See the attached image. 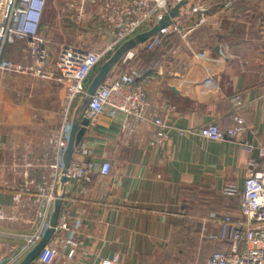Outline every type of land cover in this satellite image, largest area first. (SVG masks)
Wrapping results in <instances>:
<instances>
[{
    "label": "crops",
    "instance_id": "obj_1",
    "mask_svg": "<svg viewBox=\"0 0 264 264\" xmlns=\"http://www.w3.org/2000/svg\"><path fill=\"white\" fill-rule=\"evenodd\" d=\"M67 1L58 6L47 0L43 14L41 32L54 58L63 48L80 58L108 48L113 35L100 28L103 10L87 8L78 18ZM203 1L209 7L207 22L197 25L200 13L182 10L177 18L181 32L167 35L154 51L139 45L131 60L118 62L108 74L106 82L129 68L149 76L146 115L164 119L172 127L171 135L154 146V124L124 113L112 116L109 109L89 125L72 159L85 158L98 165L108 161L112 169L107 175L93 174L88 182L65 184L60 219L66 215L70 225L82 221L76 234L79 246L69 257V247L62 241L69 232L57 228L48 242L60 250L52 264H100L115 256L119 258L115 264H171L184 257L188 264H205L214 253L231 250L232 230L204 218L212 212L240 217L247 170L252 161L264 167V157L259 154L258 161L253 155L255 149L264 152V0H240L231 6H226L227 0H191ZM46 87L49 93L42 98L32 94L26 102L0 98V126L12 128L0 133L4 142L0 203L10 217L0 221V258L25 246L41 225L35 192L51 179L53 138L68 93L62 84L53 90ZM235 94L246 101L241 111L247 126L244 133L222 140L200 136L196 130L207 123L214 122L221 130L235 125L230 100ZM78 106L72 108L70 125ZM82 149L87 153L82 154ZM228 184L239 192L225 194ZM49 229L50 221L32 250ZM28 264L42 263L38 256Z\"/></svg>",
    "mask_w": 264,
    "mask_h": 264
},
{
    "label": "built area",
    "instance_id": "obj_2",
    "mask_svg": "<svg viewBox=\"0 0 264 264\" xmlns=\"http://www.w3.org/2000/svg\"><path fill=\"white\" fill-rule=\"evenodd\" d=\"M182 0H68L67 7L77 10L78 18L87 8H100L103 10L101 20L102 30L110 31L113 35L111 44L101 52H88L81 58L75 53L64 48L56 58L57 65L54 70L48 69V60L51 50L49 43L41 32L43 14L47 0H0V77L4 73L18 75L38 76L54 79L67 87V105L63 112V119L53 138L54 160L50 164L51 179L39 184L36 188L37 202L41 205V225L36 233L28 239V243L19 250L10 251L0 258V264H18L23 257L31 252L38 243L43 230L50 221L58 198V188L64 169V153L70 135L71 111L74 106L81 104L87 95V88L91 80L89 76L92 71L105 61L122 43L140 33L145 26L154 25L164 14L170 12L171 8ZM238 0H227L226 6L233 5ZM209 7L205 1L195 3L191 12L200 13L197 25L207 22L210 18L207 15ZM216 19V17H214ZM218 25V20H215ZM264 35V24L261 26ZM181 32V25L177 19L169 26L163 28L159 33L152 35L141 46L147 51L156 50L161 44L164 36ZM25 41L28 44L29 52L24 62H15L5 57V51L9 45H15ZM135 55L134 50L128 51L122 62L127 63ZM52 57V54H51ZM56 70V71H55ZM150 80L136 68H129L112 82L104 81L89 98L85 109V115L89 118L90 124L94 125L99 120L105 109L114 116L124 113L139 121H150L156 126L151 144L161 145L170 138L171 126L162 118H149L146 115L150 107L149 93L146 84ZM233 104V121L235 125L226 130H221L218 124L211 122L201 126L197 133L207 139L222 140L225 137H237L246 130V121L241 113L246 106V101L240 94L232 95L230 98ZM0 139V148L4 146ZM244 145L253 150L249 143ZM82 154L87 150L82 149ZM260 155L264 157V152ZM112 169V164L104 161L98 165L92 160L85 158L71 161L67 170V176L71 181L88 182L93 174L107 175ZM7 174V168L3 167ZM66 182V183H67ZM5 180V184H9ZM26 190L30 188L27 186ZM223 192L234 195L239 192L234 185H226ZM65 199V193L63 201ZM5 213L3 204L0 203V221L9 219ZM204 221H212L222 226H228L232 230V247L230 251L214 253L205 264H264V167L258 168L255 161H252L246 174L244 188L242 191L241 217L234 219L231 215L212 212ZM80 219L75 220L73 225L68 223V217L64 215L57 228L67 230L68 236L63 243L69 247L68 256L73 257L79 246L76 241V234L81 226ZM56 228V229H57ZM35 244V245H34ZM60 250L46 244L40 251L39 261L42 264H52L59 256ZM118 256L106 258L100 264H115Z\"/></svg>",
    "mask_w": 264,
    "mask_h": 264
},
{
    "label": "water",
    "instance_id": "obj_3",
    "mask_svg": "<svg viewBox=\"0 0 264 264\" xmlns=\"http://www.w3.org/2000/svg\"><path fill=\"white\" fill-rule=\"evenodd\" d=\"M195 6L194 2L191 0H182L173 6L169 13L164 14L151 28L138 33L133 38L122 43L99 67L97 74L91 79L88 88L87 95L82 100L81 104L77 107L76 116L72 122L70 135L68 139V144L64 153V169L63 176L61 179V185L58 188V198L54 205V210L50 219V229L46 237L27 255V257L21 262V264H28L30 261L34 260L39 256L41 249L48 244L49 239L54 234L61 216V209L63 204V197L65 193V184L69 180L67 176V170L71 164L74 152L76 148L81 143L87 128L90 125V120L87 116H84L85 109L89 103V98L95 93L97 88L106 80L108 74L111 72L113 67L121 61L123 56L139 45L145 43L152 35L159 33L163 28L171 25L177 18L181 16V11L184 13L191 12L192 8ZM215 50L221 53L220 47L215 48ZM260 150H254V157L256 160L259 158Z\"/></svg>",
    "mask_w": 264,
    "mask_h": 264
},
{
    "label": "rangeland",
    "instance_id": "obj_4",
    "mask_svg": "<svg viewBox=\"0 0 264 264\" xmlns=\"http://www.w3.org/2000/svg\"><path fill=\"white\" fill-rule=\"evenodd\" d=\"M56 5L61 6L62 0H53ZM57 7V6H56ZM21 43H17L13 47V51L10 52V46L9 45L5 51V57L8 59H12L15 62H24L28 52H29V47L27 42L25 41H20ZM104 61L103 59L101 62ZM57 60L54 58V55L50 54V59L48 60V69L54 70L56 68ZM101 65V64H100ZM0 84H2L1 87V96L0 98L8 100V101H13L17 102L23 101L26 102L28 99H32L33 97H39L42 98L45 96L44 94L49 93L50 90L46 86H50L52 90L54 89L53 86H59L62 83L54 80V79H48V78H42L38 76H27V75H18L14 73H4L0 77ZM63 85V84H62ZM21 90L18 92L17 90ZM47 89V90H46ZM52 92V91H51ZM32 94L34 95L32 97ZM31 95V97H30ZM13 129H17L16 127H13ZM7 131L11 132L12 128L7 130L5 127L0 126V133H6ZM230 215V214H229ZM222 226V225H220ZM230 228V227H228ZM231 229V228H230ZM188 258H178L174 261L171 262V264H188L189 263ZM165 264V263H163ZM168 264V263H166ZM193 264V263H192Z\"/></svg>",
    "mask_w": 264,
    "mask_h": 264
},
{
    "label": "trees",
    "instance_id": "obj_5",
    "mask_svg": "<svg viewBox=\"0 0 264 264\" xmlns=\"http://www.w3.org/2000/svg\"><path fill=\"white\" fill-rule=\"evenodd\" d=\"M239 1H240V0L236 1L234 4H236V3L239 2ZM234 4H233V5H234ZM167 37H168V36H164V37H163V39H162V43L166 40ZM161 45H162V44H161ZM161 45H160V46H161ZM144 50H146V49H144ZM146 51H147V50H146ZM234 195H236V194H234ZM241 201H242V195H241ZM240 212H241V209H240ZM216 213H217V212H216ZM218 214H219V213H218ZM207 215H208V214H207ZM225 215H227V214H225ZM231 216L236 220V219H238V218L241 217V214H240V217H234L233 215H231Z\"/></svg>",
    "mask_w": 264,
    "mask_h": 264
}]
</instances>
